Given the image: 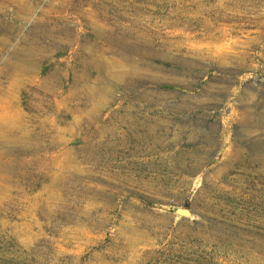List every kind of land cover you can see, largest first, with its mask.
<instances>
[{
	"label": "rangeland",
	"instance_id": "obj_1",
	"mask_svg": "<svg viewBox=\"0 0 264 264\" xmlns=\"http://www.w3.org/2000/svg\"><path fill=\"white\" fill-rule=\"evenodd\" d=\"M0 264H264V0H0Z\"/></svg>",
	"mask_w": 264,
	"mask_h": 264
}]
</instances>
